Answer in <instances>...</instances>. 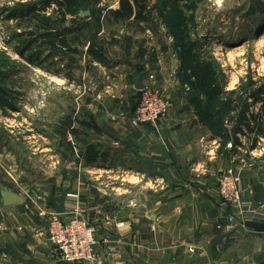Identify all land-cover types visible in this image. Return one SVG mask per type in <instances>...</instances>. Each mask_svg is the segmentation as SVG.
I'll list each match as a JSON object with an SVG mask.
<instances>
[{
    "label": "rangeland",
    "instance_id": "374dc122",
    "mask_svg": "<svg viewBox=\"0 0 264 264\" xmlns=\"http://www.w3.org/2000/svg\"><path fill=\"white\" fill-rule=\"evenodd\" d=\"M258 1L264 2L156 0L153 16L147 11L153 21L140 25L145 32L151 28L156 31L148 35L138 25L130 28L116 24L111 13L107 17L100 16L102 11H109L107 8L111 5L114 6L112 12L116 11L121 0L105 3L93 0L89 16L82 13L80 18H69L67 26L84 24L93 16L92 32H88L93 41L102 38L113 48V45L118 46L114 41L116 37L131 34L136 43L147 44L150 52H163L168 62L175 65L172 70L175 68L176 72L181 69L183 60L172 48L173 38L167 35L171 28L170 33L181 46L193 41L205 44V57L214 63L224 90L232 92L250 81L264 86V43H257L264 35V14L259 8L252 13ZM30 3L35 4L41 14L50 15L56 9L55 5L40 8L38 0H0V66L3 73L10 75L0 84V264H66L48 235L45 236L49 218L56 212L55 205L63 203L66 193H79L91 204L103 206L95 204L94 196L85 195L88 187L114 191V194L127 190L142 199L149 194V189L143 184L134 185L137 182L134 178L123 177L117 170H111L110 175L97 176L87 172L83 152L98 145L86 134L99 128L92 110H103L99 102L104 95L112 102L119 89L105 88L112 83L113 76L108 79L100 66L92 65V60H97L89 61L87 55L63 62L48 60V50L37 46L28 49L30 35L35 32L34 21L20 22L14 15L19 6ZM164 46L169 52H164ZM89 63L91 68L87 69ZM66 64L74 66L72 80L64 69ZM174 77L175 74L171 76ZM132 93L131 90L129 96ZM172 98L176 103L177 99ZM92 104H96L94 108ZM220 107V102H213L210 112L215 117L212 121L222 130L226 113L221 112ZM69 118L81 123V129L68 130L63 121ZM76 139L81 148L77 147ZM113 148L111 151L116 152L118 147ZM258 148L256 154L260 156L264 153V142ZM112 160L117 162L114 155ZM3 187L22 196L24 203L5 208L1 197ZM248 251L244 247L241 253Z\"/></svg>",
    "mask_w": 264,
    "mask_h": 264
},
{
    "label": "crops",
    "instance_id": "0c3cea01",
    "mask_svg": "<svg viewBox=\"0 0 264 264\" xmlns=\"http://www.w3.org/2000/svg\"><path fill=\"white\" fill-rule=\"evenodd\" d=\"M102 12L105 17L111 13ZM93 21L90 16L86 23ZM145 34L153 35L152 28ZM125 37L133 36H119L114 41ZM147 46L144 45L147 53L138 56V50L129 52L127 46L113 45L112 53L104 56L108 67L88 56L108 79L113 76L112 83L105 88L119 91L112 102L104 95L99 102L103 110H92L99 128L86 134L98 145L83 152L86 170L93 176L110 175L111 170H117L123 177L134 178L137 181L134 185L143 184L149 189L144 199L127 190L114 194L97 187L86 189V196H94L95 204H102L117 224H123L120 230L116 227L109 230L101 218L95 219L93 226L102 261L104 264H264V234L238 224L230 225L228 210L220 206L218 197V180L229 170L238 168L235 156L240 139L263 136L250 134L247 129L234 134L237 121L231 112L226 113L222 130L217 124L210 127L197 115V103L191 101V94L183 90L180 70H172L175 65L168 62L163 52L151 54ZM150 72L157 76L158 87L177 99L176 107L156 125L135 128L131 117L136 100L129 92L134 91L138 74L144 85L147 83L144 75ZM261 109L262 103L253 105L250 114H258ZM80 125L74 121L69 130L81 129ZM76 142L81 148L78 139ZM113 146L118 147L116 152L111 151ZM241 191L245 199L264 207V160L242 173ZM219 225L223 228L218 229ZM244 247L249 251L241 253ZM192 249L195 251L191 252Z\"/></svg>",
    "mask_w": 264,
    "mask_h": 264
},
{
    "label": "trees",
    "instance_id": "16d2710c",
    "mask_svg": "<svg viewBox=\"0 0 264 264\" xmlns=\"http://www.w3.org/2000/svg\"><path fill=\"white\" fill-rule=\"evenodd\" d=\"M37 5L44 9L55 5L56 9L50 15H46L39 13L37 6L33 3L23 4L19 6L14 15L15 18L20 19V22L34 21L35 32L30 35L28 49L37 46L40 49L48 50V60L55 59L64 62L66 59L71 60L78 56L81 59L84 55H87L93 57L102 65L109 66V62L104 56L110 54L111 48L102 38L93 41L92 36H88V32H92L90 23L84 22V24L81 23L72 27L67 26L69 18H80L82 13L91 12L93 0H38ZM146 8V0H121L120 9L111 11V15L115 23L128 24L130 28L138 25L139 29L145 32V28L140 25L143 23L149 24L153 21L146 14ZM256 8H259L264 14V2L258 1L257 6L252 8V13L255 12ZM101 13L100 16L105 17L103 12ZM152 31L156 32L154 29ZM170 31L171 28H168L167 35L173 38L172 48L181 56V61L183 60L182 63L180 62L182 67L179 73L183 84L190 85L192 93L196 92L200 95L199 98H193L191 93V101L197 103V115L210 127H214L216 123L212 120H215V117L210 112V108L213 102H220L221 112L234 114L237 121L234 134L247 129L250 134L255 133V135L258 134L264 138V86H258L257 83L250 81L238 91L226 92L214 63L205 57V44L193 41L182 44L186 46H181V43L179 45V41L174 38ZM116 43L121 47L127 46L129 52L138 50V56H144L147 53L144 43H136L133 37L116 40ZM135 47L138 49H135ZM163 50L166 51L167 47L164 46ZM84 52L86 53L84 54ZM150 53L156 55L154 51ZM71 63H74V61ZM64 69L68 73V78L72 80L73 64H66ZM9 76L6 72H2L0 66V84L9 79ZM138 96L139 93L134 98L136 106ZM258 103H262L260 113L250 114L251 106ZM63 123L68 130L71 129V118L63 121ZM64 135L66 136V133ZM252 142L251 150H254L257 147L258 140L253 138ZM237 145H239L238 141Z\"/></svg>",
    "mask_w": 264,
    "mask_h": 264
},
{
    "label": "built area",
    "instance_id": "2783aa9c",
    "mask_svg": "<svg viewBox=\"0 0 264 264\" xmlns=\"http://www.w3.org/2000/svg\"><path fill=\"white\" fill-rule=\"evenodd\" d=\"M103 1L105 3L107 0ZM146 4L147 11L149 10L153 16L156 11V0H149ZM107 9L112 11L114 6H108ZM159 27L162 28V22L159 23ZM146 77L147 83L144 84V89L139 92L135 89L133 91L134 96L139 93L137 106L131 117V124L135 128L156 125L176 107L172 96L158 87L157 76L150 72ZM183 90L186 94L192 92L188 84L184 85ZM240 140L235 156L238 168L229 170L218 180V197L220 206L228 210L229 224L244 226V223L251 219L264 221V207L256 206L254 202L245 199L241 191L242 173L255 168L259 161L264 160L263 152L260 156L256 154L264 138L257 139V147L254 150H251L252 139L245 137ZM257 158L260 160H256ZM62 202L65 213L55 212L50 216L45 236L50 232L49 241L66 264H103L99 254L97 230L93 226L94 221L97 217L101 218L104 226L109 230L113 227L120 230L123 224H117L103 206L91 204L79 193H66ZM222 228V225L218 226V229Z\"/></svg>",
    "mask_w": 264,
    "mask_h": 264
},
{
    "label": "water",
    "instance_id": "95a60500",
    "mask_svg": "<svg viewBox=\"0 0 264 264\" xmlns=\"http://www.w3.org/2000/svg\"><path fill=\"white\" fill-rule=\"evenodd\" d=\"M84 15H85V17H88L89 12H85ZM143 89H144V85L142 82V77L140 74H138L136 76V80H135V90L139 92V91H142ZM192 97L193 98H199L200 95L198 93L194 92L192 94ZM1 197H2L3 206L5 208L13 207V206L22 204L25 201V199L22 196H20L19 194H17L14 191L9 190L6 187H3L1 189ZM55 210L59 214H64L65 213L64 203L56 204ZM244 226L247 229L255 232L256 234H264V221H247L244 223ZM48 237H49V239L51 238L50 232L48 234Z\"/></svg>",
    "mask_w": 264,
    "mask_h": 264
},
{
    "label": "bare ground",
    "instance_id": "6f19581e",
    "mask_svg": "<svg viewBox=\"0 0 264 264\" xmlns=\"http://www.w3.org/2000/svg\"><path fill=\"white\" fill-rule=\"evenodd\" d=\"M258 44H263L264 43V35H262L261 37H259V40L257 42ZM106 173H111V171H108Z\"/></svg>",
    "mask_w": 264,
    "mask_h": 264
}]
</instances>
